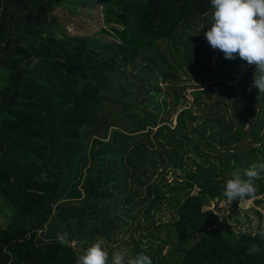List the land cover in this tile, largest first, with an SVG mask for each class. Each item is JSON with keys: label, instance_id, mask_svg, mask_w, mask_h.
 Returning a JSON list of instances; mask_svg holds the SVG:
<instances>
[{"label": "trees", "instance_id": "1", "mask_svg": "<svg viewBox=\"0 0 264 264\" xmlns=\"http://www.w3.org/2000/svg\"><path fill=\"white\" fill-rule=\"evenodd\" d=\"M89 2L102 7L104 28L71 35L57 10ZM213 11L210 0H0V264H76L98 237L105 249L132 222L150 231L164 204L175 218L167 236L153 234L161 257L127 241L133 258L264 264V252L248 254L252 244L264 248L262 232L220 226L208 207L224 196L201 157L229 134L224 122L252 123L249 145H259L264 162V92L252 87L254 67L245 71L246 62L225 59L205 40ZM195 77L211 85L196 87L191 100L185 84ZM242 134L250 135L239 129L228 144ZM194 141L206 150L194 153L197 169L188 168ZM256 150L233 168H249L245 156ZM171 166L190 181L170 183ZM198 178L202 189L193 194Z\"/></svg>", "mask_w": 264, "mask_h": 264}, {"label": "rangeland", "instance_id": "2", "mask_svg": "<svg viewBox=\"0 0 264 264\" xmlns=\"http://www.w3.org/2000/svg\"><path fill=\"white\" fill-rule=\"evenodd\" d=\"M57 13L60 15L63 24L67 27L69 33L74 36H89V35H96L98 34L105 26L104 23V14L102 12V7L99 4H94L93 2L86 3V5H65L59 10H57ZM104 36V35H103ZM217 66V61L213 62V68ZM247 68H250V66L245 65L244 70L247 71ZM250 77V76H249ZM251 78V77H250ZM183 79H188L187 76L183 77ZM224 78H220L218 81H223ZM240 79L236 80L235 82H229V85H235L239 82ZM197 78L195 77L190 83L185 84L188 92H189V98L192 100L194 99L193 91L195 89H198L196 87H200V92L203 91L206 87L211 85V83H196ZM204 84V85H203ZM215 82H213V85ZM189 87V89H188ZM252 89V88H251ZM214 91V90H213ZM213 91L206 92V97H211L213 95ZM254 91V89H253ZM253 97H257L256 95V89L253 93ZM190 108V107H189ZM188 108V109H189ZM186 111V109H185ZM258 112H261V109L258 108ZM194 114L193 116H195ZM198 115H201L200 112H198ZM170 114H167L165 117L168 118ZM264 118V115H263ZM174 124L177 123V115L174 116ZM202 123V119L198 121V124ZM156 127L155 132L160 128ZM223 127L226 128L223 133L228 132L229 134L227 136L220 137L216 141H224L226 140V143L223 145H219L217 142V145H215L216 150L210 151L206 156H203L204 160L208 164L213 165V169H211L210 165H207L205 167L206 169V176L207 180L211 182L213 186H215V189L219 190V193H223L224 191V185L225 182L230 178V173L235 170L233 168L235 165V162L239 159L243 161V154H246V152L255 149L256 150V143L255 145H249L250 143L254 142L253 137L251 136V128L252 123L248 122L247 120L238 119L235 122V125L230 128L228 122H224ZM232 129V131H231ZM239 129H242L243 133H248L250 135L242 134L241 137H238L239 140L238 143H235L234 145L228 144L229 141H227V138L230 137V139L234 138L233 134H237ZM157 138L164 137V134H158L156 135ZM168 138V137H167ZM226 138V139H225ZM214 138L212 142H214ZM232 141V140H231ZM197 145L198 147H196ZM240 147V149H237ZM233 148V150H230ZM221 150L222 153H219L218 151ZM196 151H202L201 153H206V150L197 144L196 141L194 143L192 142V147L189 149V157L192 158L190 161L188 168L193 167L194 169H197L198 166H200L197 158L194 159V153ZM257 151V150H256ZM253 152H250V154L245 156V159H249L248 162L252 164L263 162L262 159V151H257V156H254L251 154ZM223 166H227V170L222 171L220 168ZM168 166L162 167L160 171L163 169H167ZM171 171L169 173H166V179L170 183H174L176 180L175 178L179 179L180 181H190L189 177L184 174L185 176H182V172H179V167H170ZM241 171V170H240ZM243 171H241L242 173ZM264 175V174H262ZM157 178V176H156ZM200 178H198L197 181L194 182V186L191 189L193 194L201 192V186L199 185ZM201 184V183H200ZM260 180H257L255 182L256 192L255 197L248 199L246 202H232L229 204V202L226 200V198H214L208 200V207L214 210L215 212H220L221 217L217 215L218 217V225L225 226L227 229H234L237 233L239 232H253L255 235L262 232L264 233V186L260 185ZM202 187L204 185L201 184ZM204 189V187H203ZM208 193L212 191L211 188H209ZM0 203H2V198L0 197ZM164 210L157 216H154L153 218L149 219L152 223V228L149 231L147 229L148 223H144L145 229L143 231L137 230L141 228V226H138L135 222H132L135 224L134 226H129L126 228L118 229L115 232V235L112 239H108L105 250L108 252L109 256V264H111L112 261V253L116 250H120L121 252L125 253V259L129 257H134L135 253L133 252L132 247H130L127 244L128 242H136L138 246L142 250H146L149 247V250H151L153 253L155 252L157 254V245L162 244L159 241H154L153 234L157 232L158 234L161 233L162 236H167L166 233L170 232V230L165 227V225H170L171 221L174 220V215L169 211V208L166 204L163 205ZM0 221L4 222V219L2 215L0 214ZM162 228V231H158L159 228ZM131 229L128 234H125L124 229ZM187 230V229H186ZM144 232L147 234L148 240L145 239L144 236H141V233ZM125 241V242H124ZM149 241V243L146 245L145 242ZM156 242V243H155ZM77 242L74 243L76 245ZM191 245H187L186 248H190ZM172 247V245H170ZM169 249H165L164 253H168ZM160 258L161 255L157 254Z\"/></svg>", "mask_w": 264, "mask_h": 264}, {"label": "clouds", "instance_id": "3", "mask_svg": "<svg viewBox=\"0 0 264 264\" xmlns=\"http://www.w3.org/2000/svg\"><path fill=\"white\" fill-rule=\"evenodd\" d=\"M210 4L214 9L213 23L204 33L205 40L212 50L222 52L225 59L239 57L247 66L254 67L252 87L264 92V0H210ZM262 174L264 162L252 164L242 173L240 170L232 171L225 182L223 196L229 204L254 198L255 182L264 179ZM214 214L221 217L220 212ZM58 240L68 245L64 235H59ZM103 245L104 239L98 237L83 254L78 253L76 264H109V254ZM261 252L264 248L259 244L248 248L249 255ZM111 264H152V260L144 254L125 259V253L116 250L112 253Z\"/></svg>", "mask_w": 264, "mask_h": 264}]
</instances>
